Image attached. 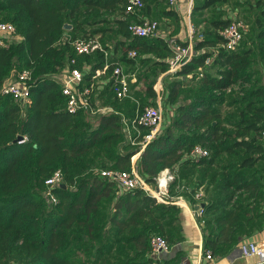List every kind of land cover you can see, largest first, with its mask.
Masks as SVG:
<instances>
[{
    "label": "trees",
    "instance_id": "trees-1",
    "mask_svg": "<svg viewBox=\"0 0 264 264\" xmlns=\"http://www.w3.org/2000/svg\"><path fill=\"white\" fill-rule=\"evenodd\" d=\"M226 1L195 0L192 18ZM125 2L0 0V21L10 22L18 37L0 45V264H137L136 257L150 252L151 236H161L168 246L175 243L180 237L175 204L160 203L137 188L119 190L114 182L91 172L90 165L100 160L107 168L129 170L137 152L135 168L148 183L153 184L164 169L177 167L182 172L191 187L179 194L191 208L198 205L202 209L194 218L203 253L219 255L234 234L264 223L262 168L257 165L264 160V83L252 79L257 69L248 71L254 60L260 62L259 71H264L260 1L255 2L260 9L252 19V46L221 47L223 38L218 31L230 18L222 16L219 8L214 7L204 19L209 27L193 41L198 52L163 84L167 103L177 102L173 115L142 147L139 143L147 127L135 125L137 133L131 136L134 146L130 147L124 143L120 114H99L91 121L88 112H68L60 83L54 78L71 57L77 67L81 59L93 61L92 69L103 65L102 51L75 55L71 42L98 35L102 44L107 29L85 30L84 25L106 22L113 25L108 31L122 38L117 43L120 57L109 69L121 64L126 71L143 66L151 76L143 85L144 96L137 97V107L133 105L128 113L118 109L131 120L144 106L154 105L153 82L166 69L172 48L160 35L135 36L127 31L129 21H140L138 14L149 11L147 0H142L135 15L119 13L112 21L100 16L115 9L123 12ZM158 2L166 4L165 0ZM165 4L158 5L157 12L177 23L178 14ZM64 23L71 25L68 30L62 28ZM171 41L185 45L179 39ZM129 51L134 55L129 56ZM206 58L210 62L204 66ZM198 68L201 72L195 73ZM23 69L30 77L25 105L20 107L1 88L6 77ZM90 75L82 74L83 84H89ZM236 84L249 86L232 97L226 89ZM191 86L184 101L183 87ZM108 87L107 103L116 108L119 101ZM223 103L234 106L235 117L228 115V126L222 121ZM195 145L207 154L190 157ZM55 170L60 171L62 181L47 188L44 181ZM199 186L201 195L194 198Z\"/></svg>",
    "mask_w": 264,
    "mask_h": 264
},
{
    "label": "built area",
    "instance_id": "built-area-1",
    "mask_svg": "<svg viewBox=\"0 0 264 264\" xmlns=\"http://www.w3.org/2000/svg\"><path fill=\"white\" fill-rule=\"evenodd\" d=\"M181 1L182 0H165L168 7L178 10L179 12L183 11L185 14L189 13L191 0H189V3H187L185 7H180L179 3ZM141 7L142 0H126L123 7V13L135 15ZM157 25V22L153 19L140 18V21H129L126 25V29L131 35L135 36H156L159 35ZM244 31L245 27L240 20L230 18L229 22L218 31V34L223 38L221 47L225 50H235L239 45ZM16 39H18V37L15 35L14 26L10 22L0 21V45L6 46L9 42ZM71 47L75 55H86L94 51H102L105 53L101 42L96 36L75 38L71 42ZM172 50V55L169 57L167 67L163 72L166 74H174L181 65L188 62L190 58L198 52L193 49L191 32L186 38L185 45H172ZM128 55L133 56L134 52L129 51ZM209 62L210 59L206 58L203 65L207 66ZM201 69L202 68H198L196 70L200 73ZM106 73H109V84L114 96L117 99L126 97L128 94V83L126 75L123 73L120 65H114L109 69V65L104 62L100 68L96 69L94 73L90 75L91 80L88 85H85L82 83L83 72L81 68L76 66V60L74 57L69 58L65 65L54 75V78L60 83L61 93L65 96V109L70 113L77 111L93 113L94 108L91 105L92 80L95 76L105 75ZM29 77L30 72L23 69L6 77L2 84V91L9 93L20 107H24L25 105L28 93L27 80ZM154 89L155 96L158 94L156 99L157 103L144 106L141 112L136 113L129 122L133 128H135V125H141L148 128V132L142 136L139 143L141 144V147L154 138L160 131L161 111L159 107V95L162 88L159 80L156 81ZM97 111H99V109H97ZM101 111L108 112L105 109H102ZM120 122L124 136H126L130 143L133 144L131 137H129L128 122L122 117ZM261 138L264 143V120ZM23 140L24 139H20V141ZM206 154V150L197 145L193 146L188 153L190 157H199ZM99 175L108 181L114 182L119 190H131L137 188L163 204H187L185 199L180 195L174 196L173 198L168 195L167 185L174 178L173 170L169 171L168 169H164L160 171L154 178L153 186L140 176L135 168V163L131 165L129 170L118 171L106 168L100 170ZM61 181L62 175L60 171L55 170L47 179H45L44 184L47 188H50L60 184ZM198 195V193H195L194 198H197ZM50 200L54 201V198L50 197ZM192 213L193 215L200 216L202 213L201 207L197 205L195 210L192 209ZM149 248L150 252L155 254L168 251L169 246L161 236L153 235L149 239ZM241 250L244 253L249 251L255 254L259 259V262L264 263V243L249 244L247 247L242 246ZM203 258L210 261V253L208 251L203 253Z\"/></svg>",
    "mask_w": 264,
    "mask_h": 264
},
{
    "label": "crops",
    "instance_id": "crops-1",
    "mask_svg": "<svg viewBox=\"0 0 264 264\" xmlns=\"http://www.w3.org/2000/svg\"><path fill=\"white\" fill-rule=\"evenodd\" d=\"M195 0H191V7L189 10V13L185 14L183 11L179 12L178 10L174 11L178 14L179 20L177 23L180 22V19L182 18V25L180 24V31L185 33V37L182 35H176V34H171L173 33L171 31V28H173L172 23H174L170 17L166 16H160L159 13L157 12L158 5L162 4L164 5L165 3L158 2V0H147V3L149 5V11L147 13H142L138 14V18H149V19H156L159 24L163 23V26L166 25V28H168V32L166 33H160L159 35L166 38L168 43L171 45L172 48V41L173 39H179L181 41H186V38L188 37L190 32L194 31V25L192 22V5ZM157 3V5H155ZM189 3V0H182L179 4L180 7H185ZM166 5V4H165ZM167 7V6H166ZM111 15L108 16L107 21H112L114 18L119 17V13H123L122 11H119L118 9H115L113 12H110ZM172 22V23H171ZM69 26H71L69 23H66ZM176 23H174L175 25ZM112 24H108L106 22L104 23H97L93 25H84L85 30H93V29H98V28H106L107 30L104 32L103 36L106 35L107 33L110 34L111 31H108V27H112ZM70 28V27H69ZM67 28L66 30H68ZM170 28V29H169ZM115 35V34H113ZM98 37V35H95ZM103 36L101 39H103ZM116 39L112 42V46L107 43H104V48H105V53H104V61L110 65L112 63H117L118 58L120 57L121 49L118 46L117 43L122 39L121 36L115 35ZM100 37V36H99ZM182 37V38H181ZM184 37V39H183ZM117 46H114L116 45ZM173 51V50H172ZM91 62H86L83 59L79 60V67L81 68L83 73H90L93 74L94 71L98 68L92 69L91 67ZM111 62V63H110ZM121 67L126 68V66L121 64ZM164 72V71H163ZM160 72L156 75L154 82H153V89L155 86V83L157 80L160 81L162 91L159 95V103H161V99H164V95L166 96V89L164 88V82L167 80L173 79L172 75L173 74H166ZM198 71L195 70V73ZM131 77L129 78L130 82V89L133 90V87L136 84V79L133 77V74L129 73ZM11 75V74H10ZM9 75V76H10ZM109 73L105 75H99L95 76V78L92 80V88H91V105L94 108V112L99 109V114H104L101 112L102 109H105L108 111V113H118L121 115L122 118L125 119L126 122H130L129 118L126 117L120 111L119 109L114 108L109 102L107 103V98H108V86H109ZM8 76V77H9ZM190 76V75H188ZM97 77V78H96ZM91 80V78H90ZM232 87V86H231ZM231 87L226 89V93H229L231 91ZM155 92V89H154ZM157 95L154 96L153 102L154 104L157 103ZM137 98V97H136ZM138 99V98H137ZM120 101L121 99H117ZM174 107L176 105L169 104ZM222 113V111H221ZM98 114V115H99ZM164 122V120L162 121ZM168 122V121H167ZM166 122V123H167ZM163 126V125H162ZM161 126V128H162ZM128 127H131L129 124ZM132 129H135L131 127ZM136 130V129H135ZM139 152L135 153L132 158H131V163L134 164L137 157H138ZM258 166L262 168V170L259 173V180L261 182V199H260V209L264 214V160L258 161L257 163ZM174 173V178L173 180L169 183L172 185L174 188H178L180 186L190 188V185L185 184V180L182 177V172L180 171L179 168L175 167L172 169ZM169 170V171H172ZM181 182L182 185H178ZM202 191L201 186L197 188L196 194H200ZM171 198L174 196L180 195L179 191L175 194H168ZM182 196V195H180ZM178 207V212H177V223L179 226V239L175 241L172 245L169 246L168 251L166 252H159V253H151L148 252L144 254L143 257L137 258V264H264L260 263L259 259L257 256L251 252H246L244 253L241 249L243 247H247L249 244H263L264 243V223L262 224L261 227H257L258 225L254 226L251 228V230H247V232H242V233H236L233 235V240L230 244H228L225 249L223 250V253L219 255H214L211 257L210 261H207L203 258V250H202V238H201V232L200 229L195 221L194 215L192 213V209L188 203L186 204H176ZM258 228V229H256ZM128 252V250H125Z\"/></svg>",
    "mask_w": 264,
    "mask_h": 264
},
{
    "label": "rangeland",
    "instance_id": "rangeland-1",
    "mask_svg": "<svg viewBox=\"0 0 264 264\" xmlns=\"http://www.w3.org/2000/svg\"><path fill=\"white\" fill-rule=\"evenodd\" d=\"M256 1H260V8L263 7L264 8V0H227L226 2L224 3H217L215 6H212L204 11L201 12V17H198V18H192V22H193V25H194V31L191 32V35H192V41L196 40L197 37H202V31L204 30H207V28L209 27L208 24H207V20H204V19H207L209 18L211 15H212V10L214 7H217L220 9V12H221V15L224 16V17H229V18H236L238 20H240L244 27H245V31L243 32L242 34V39L240 40L239 42V45L236 47V49H240L242 47H245V46H252V43L250 42V39L249 37L252 36V19H253V16L259 11V7H256L255 5V2ZM111 13L110 12H102L100 14L101 17H105L108 19V16H110ZM155 20V19H153ZM157 22V26H158V33H166L168 32V28H166V25L163 26V23H160L155 20ZM172 23V22H171ZM180 24L181 26L184 25L182 24V18L180 19V22L179 23H176L174 25V23H172L173 25V28H171V31L176 34L177 36L180 35V36H184L185 33L183 34L182 31H180ZM170 29V28H169ZM167 31V32H166ZM172 34V33H171ZM185 37V36H184ZM183 37V39H184ZM182 38V37H181ZM116 39V36L113 35V34H106L103 36V39H102V45H104V43H108L110 45V47L112 46V42ZM255 61V60H254ZM252 62L251 66L249 67L248 71H251V67L253 69H257V73L253 76L254 80H256V82H259V83H264V71L263 70H260L259 71V67H260V62L258 63H255V62ZM127 67L126 68H122L123 70V73L126 75V79H127V83H128V94L126 97H123L121 98V100L118 102V105H116V108L118 109H123V111H126V113L129 112V110H131L132 106H136L137 105V98L136 97H143L144 96V90H143V85H145V83L147 81L150 80L151 76L150 74L147 72H145V67L143 66H138L137 68H128L129 70H127ZM133 74V77H135L136 79V84L135 86L133 87V90L130 89V82H129V78L131 77V75L129 74ZM249 84H243V85H240V84H236V85H233L231 87V91H232V94L231 96L234 97L236 96L237 94H240L241 90L243 88H246L248 87ZM193 87L194 86H191L190 88H184L183 87V90L186 91V96L185 98H183L184 101H186L188 99V96L191 94V90H193ZM189 89V90H188ZM178 99H181V98H178ZM161 103L159 105L160 107V111H161V122H160V128L161 126L169 120V118L173 115V112H174V107L169 105L170 103H167V101L165 100V95H164V99L162 98L161 99ZM179 101V100H178ZM173 105H176L177 102H174L172 103ZM137 107V106H136ZM234 109V106H229L227 107L226 103H223L221 106H220V110L222 111V121H223V124L225 126H228L229 122L227 120L228 118V115H232V117H235L234 114H232V110ZM102 113H108L106 111H101ZM123 113V112H122ZM99 114V112L95 111V112H91L89 114H87V117L89 118V120H95L97 115ZM124 114V113H123ZM126 115V114H125ZM164 120V122H162ZM128 131H129V134L131 137L133 134H136L137 131L135 129H132L131 127H128ZM126 137V136H125ZM124 143H129L130 144V147L134 146L133 144L130 143L129 139L128 138H125V142ZM101 164L104 166L102 167ZM90 166L91 167V172L93 174H97L99 175V172L100 170L102 169H106L107 168V163L105 162H102L101 160L100 161H94ZM152 186L154 184L150 183ZM178 185H182L181 182L178 184ZM186 189V187H178L177 189L174 188V187H171L170 184L167 185V191H168V194H175L177 193L178 191H184ZM200 195H201V192H200ZM184 198V197H183ZM185 199V198H184ZM186 201V200H185ZM187 202V201H186ZM107 207L105 209V211H107ZM113 261H111L112 263Z\"/></svg>",
    "mask_w": 264,
    "mask_h": 264
},
{
    "label": "water",
    "instance_id": "water-1",
    "mask_svg": "<svg viewBox=\"0 0 264 264\" xmlns=\"http://www.w3.org/2000/svg\"><path fill=\"white\" fill-rule=\"evenodd\" d=\"M70 26L68 25V24H66V23H64L63 25H62V28L63 29H67V28H69ZM197 208V206H194L193 207V209L195 210Z\"/></svg>",
    "mask_w": 264,
    "mask_h": 264
}]
</instances>
